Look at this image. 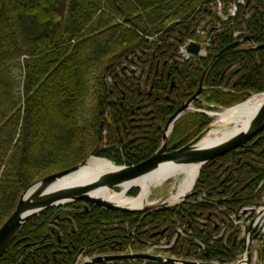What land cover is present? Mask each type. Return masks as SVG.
I'll return each instance as SVG.
<instances>
[{"label": "trees", "instance_id": "16d2710c", "mask_svg": "<svg viewBox=\"0 0 264 264\" xmlns=\"http://www.w3.org/2000/svg\"><path fill=\"white\" fill-rule=\"evenodd\" d=\"M216 1L0 0V228L30 185L82 163L98 145L97 156L118 165L147 160L214 55L235 41V31L264 44V2L249 0L222 22L208 56L180 60V45L195 34L202 16L215 15ZM222 1L226 7L235 2ZM204 86L198 108L202 97L228 108L264 92V48L228 50L212 65ZM212 121L198 111L182 116L171 143L186 145ZM263 182L264 130L206 164L193 194L180 205L136 213L83 201L53 206L26 222L0 264H76L81 254L137 250L164 236L156 233L194 227L199 218L207 222L194 230L206 250L182 239L171 252L234 263L242 253L237 234L213 236L230 212L255 202ZM260 261L264 264V243Z\"/></svg>", "mask_w": 264, "mask_h": 264}, {"label": "water", "instance_id": "95a60500", "mask_svg": "<svg viewBox=\"0 0 264 264\" xmlns=\"http://www.w3.org/2000/svg\"><path fill=\"white\" fill-rule=\"evenodd\" d=\"M252 39V37H247ZM241 44L240 40L233 42L226 46L217 54L214 55L208 67L204 70L200 79L199 87L194 94L185 100L178 110L169 118L163 130L162 144L160 148L147 160L136 164V165H118L114 161L97 156V151L101 147L98 145L91 153V155L82 163L58 173L51 174L43 179L30 185L23 193L17 209L12 216L3 224L0 228V258L4 255L9 246L16 240L19 232L24 227L26 222L35 215L40 214L46 209L67 204L75 201H83L87 204H94L99 207L115 210L119 212H152L159 209H166L173 207L165 202L162 204H151L141 208H130L124 205L116 204L104 198L92 195V190L95 189L96 183L106 185L107 188L122 187L123 183L135 181L141 177H144L160 168L165 163H190L199 162L200 169L198 177L195 181L191 191L177 203L186 200L192 193L193 189L199 179L201 169L213 159L223 156L234 149L244 146L247 142L251 141L258 134L264 130V103L258 112L251 118L247 128L240 131L227 139L210 146H201L199 141L203 136L211 129L212 125L205 128L200 134L192 139L186 145L169 152V148H174L176 144L170 145L171 135L177 120L185 114V112L194 107L195 101L199 98L200 94L204 89V80L212 65L219 59L225 52L230 49H234ZM258 48H264V44L259 45ZM199 46L191 44L189 51L198 53ZM197 111L210 114L204 110L197 109ZM102 159L107 160L111 164V168L95 174L89 181L83 184H72L67 186H55L58 179L66 176L74 171L79 170L85 166L90 159ZM134 187L127 191V193ZM176 206V204H174ZM165 230L162 232L164 233ZM257 237V235L255 236ZM260 251V250H259ZM132 259H143L148 261L169 263V264H203V262H196L190 260H181L175 258H164L163 256L152 255L147 253H135L126 255H98L92 260H87L83 264H101L108 261L116 260H132ZM241 260L238 262L240 264ZM248 264H252L251 254L249 253L247 258ZM213 264V263H211ZM220 264V263H219Z\"/></svg>", "mask_w": 264, "mask_h": 264}, {"label": "bare ground", "instance_id": "6f19581e", "mask_svg": "<svg viewBox=\"0 0 264 264\" xmlns=\"http://www.w3.org/2000/svg\"><path fill=\"white\" fill-rule=\"evenodd\" d=\"M263 103L264 93L255 94L240 104L224 108L219 112H211L216 121L199 141V145H214L245 130L251 118L258 112ZM200 164L199 162L182 164L165 163L158 170L144 177L123 183L120 192H116L113 188H107L106 185H102L101 183H96L95 189L92 190V195L130 208H141L151 204H162L163 202L174 205L180 202L191 191L198 177ZM110 168L111 164L107 160L92 158L79 170L58 179L55 186L83 184L98 172ZM171 179L176 180V185H172H175V188H172L173 191H170L166 197L159 201L150 200L153 188L165 185ZM132 185L140 188L139 194L135 197L128 196L127 193ZM246 258L247 256H245V259L240 264H248Z\"/></svg>", "mask_w": 264, "mask_h": 264}, {"label": "built area", "instance_id": "2783aa9c", "mask_svg": "<svg viewBox=\"0 0 264 264\" xmlns=\"http://www.w3.org/2000/svg\"><path fill=\"white\" fill-rule=\"evenodd\" d=\"M248 1L249 0H235V2L229 5L227 12H225V5L222 0H217L213 3L212 10L215 12V15H204L198 20L196 25L197 36L194 39H189L187 43H184L179 47V59L187 60L192 58L193 55L187 51V45L190 42H198L201 45V51L196 57L197 59L207 56L208 49L212 46L214 38L222 30V20L227 21L230 17H235L239 5L247 4ZM259 1L264 2V0ZM242 34H246V32H235L234 37ZM230 219V223L233 224L232 227L235 228L234 230L240 231V234L243 237H246L247 243L252 241V230L264 232V191L262 192L258 203L242 206L238 213H233L230 216ZM228 224L229 222H226L221 230L224 231ZM185 228L186 226L177 227L169 237H165L157 242L149 243L146 251L148 253L164 254L165 250L173 247L181 236L195 238V241L203 248L205 244L203 245L201 240L195 236L196 232L194 231V228L188 226V232Z\"/></svg>", "mask_w": 264, "mask_h": 264}, {"label": "rangeland", "instance_id": "374dc122", "mask_svg": "<svg viewBox=\"0 0 264 264\" xmlns=\"http://www.w3.org/2000/svg\"><path fill=\"white\" fill-rule=\"evenodd\" d=\"M246 48H249V45H246ZM256 94V93H255ZM201 96V95H200ZM253 96V95H252ZM200 98V97H199ZM202 101H203V108H198L196 105H195V103H194V107H192L191 109H189V110H187L186 112H185V114L184 115H190V114H192V113H195L196 111H197V109H202V110H205V111H207L208 113H210L211 114V112H219V111H221V110H223L224 108H226V107H223V106H221V105H217V104H209V103H207L206 101H205V98H203L202 97ZM196 102V101H195ZM235 106V105H234ZM209 107H211L210 109H208ZM209 114V115H210ZM183 115V116H184ZM212 115V114H211ZM182 117V116H181ZM180 117V118H181ZM212 119H213V121L208 125V126H210V125H212L213 123H215V121H216V118L213 116H210ZM207 126V127H208ZM173 184H175L176 185V180L175 179H171L169 182H167V183H165V185H162V186H157V187H154L153 188V194L150 196V200H153V201H159V200H161L162 198H164V197H166L167 195H168V193L170 192V191H173V187L175 188V185L174 186H172ZM116 192H120L121 191V189H122V187H115V188H113ZM134 189V188H133ZM138 189V192H137V194L136 195H129V192L132 190H130L129 192H128V196H137L138 194H139V192H140V188H137ZM262 191H264V188H262ZM257 200V199H256ZM250 204H253V203H249L248 205H250ZM177 205V204H176ZM179 205H180V203H179ZM171 206H175V205H171ZM198 222H196V224H199V225H196L195 224V226L194 227H197V228H203V225H201L199 222H203V223H206L207 222V220H205V219H201V218H199L198 220H197ZM231 220H229V224L225 227V232L224 231H222L221 229L223 228V226H224V222H219L218 223V231L216 232V236L214 237V239H217V238H221V237H223V236H225V237H227V236H229L230 234H235L236 232H234V227H232L231 226ZM189 227H191V225H188ZM193 227V228H194ZM197 232V231H196ZM204 233H206V231L204 230V232H203V234ZM198 234V233H197ZM200 240H201V243H203V245H204V242H203V240L201 239V237L199 236L198 237ZM194 243H195V241H194ZM146 244V243H145ZM144 244V245H145ZM201 246V245H200ZM260 246V244H258V243H256V247H253L252 248V264H261V261H260V256H259V254H258V256H257V251H256V249H258V247ZM263 246V245H262ZM262 246H261V248H262ZM132 246H128V248L127 249H130ZM146 248H145V246H143L141 249H137V250H135L136 252L137 251H143V250H145ZM203 249H205V245H204V247L202 248L201 247V250H203ZM246 252V250H242V254H244ZM260 253H261V251H260ZM115 254H123V252L122 251H118V252H116V253H110V254H108V255H115ZM131 254H133V253H131ZM247 254V253H246ZM86 257H88V256H84V255H80V256H78V264H81L84 260H85V258ZM230 264H232V263H230Z\"/></svg>", "mask_w": 264, "mask_h": 264}, {"label": "flooded vegetation", "instance_id": "af4514ba", "mask_svg": "<svg viewBox=\"0 0 264 264\" xmlns=\"http://www.w3.org/2000/svg\"><path fill=\"white\" fill-rule=\"evenodd\" d=\"M171 144H173V143H171ZM174 144H176L175 147L174 148H169V152H172V151H174V150L179 148V147H177V142H174Z\"/></svg>", "mask_w": 264, "mask_h": 264}]
</instances>
